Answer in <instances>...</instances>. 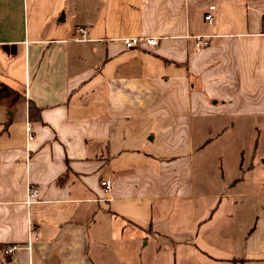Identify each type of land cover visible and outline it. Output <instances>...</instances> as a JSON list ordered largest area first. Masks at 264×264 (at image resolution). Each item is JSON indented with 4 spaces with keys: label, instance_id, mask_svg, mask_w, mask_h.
I'll use <instances>...</instances> for the list:
<instances>
[{
    "label": "crops",
    "instance_id": "0c3cea01",
    "mask_svg": "<svg viewBox=\"0 0 264 264\" xmlns=\"http://www.w3.org/2000/svg\"><path fill=\"white\" fill-rule=\"evenodd\" d=\"M1 90L0 264H264V0H0Z\"/></svg>",
    "mask_w": 264,
    "mask_h": 264
},
{
    "label": "built area",
    "instance_id": "2783aa9c",
    "mask_svg": "<svg viewBox=\"0 0 264 264\" xmlns=\"http://www.w3.org/2000/svg\"><path fill=\"white\" fill-rule=\"evenodd\" d=\"M215 7L214 6H210L209 7V11H214ZM205 21H211L212 20V15L210 13H208L207 16H205ZM75 33L78 34V37H75L73 41L76 42H86L88 41V34H87V29L85 27H77L75 29ZM212 36L208 35V36H194L193 40L195 41V45L197 48H206L209 46V41L210 38ZM161 38L158 37H134V38H120L119 40H117L118 42H121L123 47L128 49V50H132L134 49L136 46H138L139 44L143 43L147 46H156L158 44V42L160 41ZM26 130H25V138L26 141L30 142L33 141V128L32 126L26 124ZM113 183L110 180H106V181H102L101 182V186L103 188V191L105 193H108L111 188H112ZM39 196V191L37 187H33L32 185L28 184L27 187V196H26V200H27V204L30 203H34ZM18 246L16 245H9L8 247H6V249H4L2 251L3 256L7 257V256H12L14 254L15 251L18 250Z\"/></svg>",
    "mask_w": 264,
    "mask_h": 264
},
{
    "label": "trees",
    "instance_id": "16d2710c",
    "mask_svg": "<svg viewBox=\"0 0 264 264\" xmlns=\"http://www.w3.org/2000/svg\"><path fill=\"white\" fill-rule=\"evenodd\" d=\"M5 94H6V93L3 92V91L1 90V91H0V99H1V96L5 95ZM31 109H32V107H31L30 104H29V111H30V112H32Z\"/></svg>",
    "mask_w": 264,
    "mask_h": 264
},
{
    "label": "rangeland",
    "instance_id": "374dc122",
    "mask_svg": "<svg viewBox=\"0 0 264 264\" xmlns=\"http://www.w3.org/2000/svg\"><path fill=\"white\" fill-rule=\"evenodd\" d=\"M262 179H263L262 176L258 175L257 180H258V183H259V184H262V181H263Z\"/></svg>",
    "mask_w": 264,
    "mask_h": 264
}]
</instances>
